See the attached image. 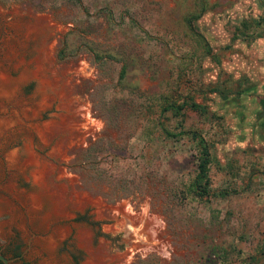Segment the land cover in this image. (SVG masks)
<instances>
[{"label": "rangeland", "instance_id": "374dc122", "mask_svg": "<svg viewBox=\"0 0 264 264\" xmlns=\"http://www.w3.org/2000/svg\"><path fill=\"white\" fill-rule=\"evenodd\" d=\"M11 20L38 25L8 68L21 99L37 123H72L46 141L26 121L0 129V197L11 176L39 189L12 151L66 191L46 229L0 214L11 264H264V0H0V50ZM188 131L207 144L202 196ZM58 228L50 250L36 242Z\"/></svg>", "mask_w": 264, "mask_h": 264}, {"label": "bare ground", "instance_id": "6f19581e", "mask_svg": "<svg viewBox=\"0 0 264 264\" xmlns=\"http://www.w3.org/2000/svg\"><path fill=\"white\" fill-rule=\"evenodd\" d=\"M8 24L11 30L6 39H4L1 45L2 49L0 50V107L2 110L7 107V109L4 110L5 113L2 114L4 117L0 118V129L10 127V119L22 125L29 122L28 127L33 128L42 140L46 141L48 136L59 128L60 125L70 128L72 123L63 121L58 124L55 121H49L40 124L35 121L36 116L39 114L40 107L34 106L27 108L24 98L21 99L18 93L17 81L16 79L10 78L8 68L10 64L18 66L23 63V58L18 56L20 54V48L23 47L25 39L30 38L31 34L38 29V25L36 23L27 25L26 23H21L19 20H11ZM40 62L41 60L37 58L38 68ZM39 72L40 69H36L33 73L35 76L39 77ZM40 81L43 86L46 83L48 84L47 80L44 78H41ZM42 104L45 105L46 101H43ZM7 154L8 167H12L15 172L22 171L26 165H34L32 176L39 189L30 194L20 191L16 186L13 176H11L9 181L1 186V189L6 195L0 197V214L8 213L13 221L16 220L18 222L19 220L22 227L25 225L24 215H27L29 219L31 218V221L32 219L36 220L39 226L45 229L50 226V219L54 216L67 215L65 209L66 191L64 187L62 185L52 186L46 183V176L52 169L51 165L44 162L41 163L32 152L27 155L28 157L22 163H19V158L13 151ZM82 199L83 200L78 198L75 202L82 203L85 201V198L82 197ZM15 202H17L16 205ZM46 202L49 203V209L42 213L44 210V203ZM18 209L20 210L18 211ZM116 209L122 210L121 207ZM131 217L134 219V216L131 215ZM66 230V228H58L47 237L43 236L37 238L36 242L48 251L54 245L56 237L58 238L60 235H63Z\"/></svg>", "mask_w": 264, "mask_h": 264}, {"label": "trees", "instance_id": "16d2710c", "mask_svg": "<svg viewBox=\"0 0 264 264\" xmlns=\"http://www.w3.org/2000/svg\"><path fill=\"white\" fill-rule=\"evenodd\" d=\"M184 105L186 104L182 102L181 104L170 102V103H166V105L164 106V109H173L174 112L175 111L178 112V110L182 108ZM189 107L193 109H198L200 106L194 102H189ZM188 132L190 133V136L193 139H196L199 145V148L201 150L200 156L197 159V164H196L197 171L193 179L192 191L196 195L202 196V195L207 194L208 192L207 166L209 163V157H208V151H207V144H206V141L202 137L197 136L194 131H188ZM167 135L170 136L171 134L167 132ZM0 264L2 263L0 262Z\"/></svg>", "mask_w": 264, "mask_h": 264}, {"label": "water", "instance_id": "95a60500", "mask_svg": "<svg viewBox=\"0 0 264 264\" xmlns=\"http://www.w3.org/2000/svg\"><path fill=\"white\" fill-rule=\"evenodd\" d=\"M0 261L2 264H9V262L11 261V258H7L0 253Z\"/></svg>", "mask_w": 264, "mask_h": 264}, {"label": "flooded vegetation", "instance_id": "af4514ba", "mask_svg": "<svg viewBox=\"0 0 264 264\" xmlns=\"http://www.w3.org/2000/svg\"><path fill=\"white\" fill-rule=\"evenodd\" d=\"M0 253L3 255V253H2L1 251H0ZM18 257H19V254L14 253L12 258L16 259V258H18ZM0 262H1V261H0ZM11 263H12V262L10 261L9 264H11Z\"/></svg>", "mask_w": 264, "mask_h": 264}]
</instances>
